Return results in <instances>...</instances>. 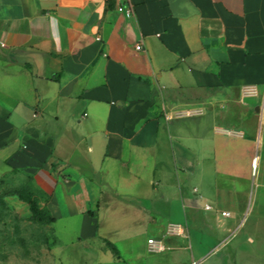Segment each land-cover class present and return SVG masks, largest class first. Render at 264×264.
<instances>
[{
	"label": "crops",
	"instance_id": "crops-1",
	"mask_svg": "<svg viewBox=\"0 0 264 264\" xmlns=\"http://www.w3.org/2000/svg\"><path fill=\"white\" fill-rule=\"evenodd\" d=\"M129 5L0 0V183L87 264H264V0Z\"/></svg>",
	"mask_w": 264,
	"mask_h": 264
},
{
	"label": "rangeland",
	"instance_id": "rangeland-1",
	"mask_svg": "<svg viewBox=\"0 0 264 264\" xmlns=\"http://www.w3.org/2000/svg\"><path fill=\"white\" fill-rule=\"evenodd\" d=\"M4 171L0 166V179ZM23 186V181L0 183V264H87L89 252L85 245L91 242L84 236L78 218L54 225L55 244L43 208L33 215L28 203L17 196H6L9 190ZM23 197L36 204L43 195L35 189Z\"/></svg>",
	"mask_w": 264,
	"mask_h": 264
},
{
	"label": "built area",
	"instance_id": "built-area-1",
	"mask_svg": "<svg viewBox=\"0 0 264 264\" xmlns=\"http://www.w3.org/2000/svg\"><path fill=\"white\" fill-rule=\"evenodd\" d=\"M117 12L122 14L125 18H131L133 16V11L131 6L129 5V0H117ZM136 51H141V45L138 44L135 46ZM242 95L244 97H255L257 95V89L255 87H247L242 90ZM231 133V132H229ZM252 168L256 170V158L253 160ZM206 210H211L210 206H206ZM223 216H228V213H222ZM148 251L150 253H161L165 250V247L161 242H157L154 240H148ZM191 264H198L195 261H192Z\"/></svg>",
	"mask_w": 264,
	"mask_h": 264
},
{
	"label": "trees",
	"instance_id": "trees-1",
	"mask_svg": "<svg viewBox=\"0 0 264 264\" xmlns=\"http://www.w3.org/2000/svg\"><path fill=\"white\" fill-rule=\"evenodd\" d=\"M34 190H35V188L31 184L30 179H28V181L24 184V186L22 188L9 190L8 192H6V196H8V197H12V196L19 197L22 201H24L30 205V208L33 212V215H37V214L41 213V210H42L39 207L38 203L36 202V204H34L33 200L24 199V197H23V194L31 193ZM43 210H45V209H43ZM45 214L47 215L48 220L51 224L53 222V219L50 217L49 213L46 210H45Z\"/></svg>",
	"mask_w": 264,
	"mask_h": 264
}]
</instances>
